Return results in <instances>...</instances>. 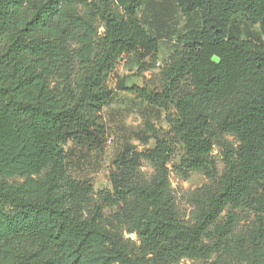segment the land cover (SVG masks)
<instances>
[{
    "label": "trees",
    "instance_id": "obj_1",
    "mask_svg": "<svg viewBox=\"0 0 264 264\" xmlns=\"http://www.w3.org/2000/svg\"><path fill=\"white\" fill-rule=\"evenodd\" d=\"M157 1L0 0V264L206 259L222 250L236 210L258 185L264 211V0H173L187 21L199 15L198 27L176 32L167 61L165 77L180 91L177 118L168 129L147 121L142 140L155 146L144 152L128 144L115 160L127 169L144 156L156 168L153 179L118 182L113 196L88 209L93 184L69 174L67 144L103 148V110L117 91L159 104L160 94L128 85L119 72L132 55L140 69L157 56ZM224 111L222 130L240 145L226 146L220 174L205 118ZM179 154L182 169L210 180L194 224L180 219L170 190L166 164ZM128 197L150 209L140 247L123 235Z\"/></svg>",
    "mask_w": 264,
    "mask_h": 264
},
{
    "label": "rangeland",
    "instance_id": "obj_2",
    "mask_svg": "<svg viewBox=\"0 0 264 264\" xmlns=\"http://www.w3.org/2000/svg\"><path fill=\"white\" fill-rule=\"evenodd\" d=\"M178 19L177 22L180 23L181 18ZM177 22L175 21V25ZM103 33L104 27L100 24L98 40ZM174 33L172 35L177 37L176 32ZM174 48L175 46L169 41L164 42L161 46V55L148 60L150 63L147 69H140V64L133 58H128L119 66V72L128 84H138L150 92L160 94L162 98L159 104L151 105L117 91L112 102L103 110V122L108 130L103 148L90 150L87 146L67 144L69 174L79 180L89 179L93 184V192L87 204L88 209L102 202L106 196H113L118 182L146 183L153 179L156 168L148 158L144 156L137 158L127 169L117 168L115 160L128 144L137 146L144 152L155 146L154 139L148 142L142 140V137L149 133L146 129L147 121L159 128L168 129L177 118L176 99L180 91L172 90L170 81L165 77L169 54L174 52H172ZM52 84L57 87L61 85L58 79H54ZM182 84L187 86L184 81ZM205 119L214 140L212 156L222 174L225 171L226 146L230 145L237 151L240 142L234 135L222 130L227 122L225 111L210 114ZM109 139L111 141H108ZM166 166L170 172V190L174 196L178 216L187 224L196 223L200 217L197 200L210 180L203 170L182 169L184 165L180 154L169 160ZM261 190V186H256L250 204L236 210L234 229L219 253L206 259L184 258L178 262H163V264H264V211L258 205ZM127 203V213L122 224L123 235L127 241L140 247L143 230L150 224V209L146 205L134 203L133 197H128ZM117 208L116 205L107 207L105 213L110 216ZM226 214L227 212L223 216Z\"/></svg>",
    "mask_w": 264,
    "mask_h": 264
},
{
    "label": "crops",
    "instance_id": "obj_3",
    "mask_svg": "<svg viewBox=\"0 0 264 264\" xmlns=\"http://www.w3.org/2000/svg\"><path fill=\"white\" fill-rule=\"evenodd\" d=\"M153 10H154V15L158 18V23L156 24L154 30V33L159 37L160 49L157 55H161L160 54L161 46L166 41H169L175 46L172 52L176 50L178 46L176 43L177 37L172 35L175 34L174 32L185 31L187 29L199 26V15L194 14L190 19V21H187L186 16L181 12V10L178 8V6L175 4L173 0L157 1L153 4ZM178 17L181 18L180 20L181 24L177 22L179 20ZM175 21L177 22L176 25H175ZM262 38L264 39V33H262ZM130 58H133L137 61L134 55L130 56Z\"/></svg>",
    "mask_w": 264,
    "mask_h": 264
},
{
    "label": "water",
    "instance_id": "obj_4",
    "mask_svg": "<svg viewBox=\"0 0 264 264\" xmlns=\"http://www.w3.org/2000/svg\"><path fill=\"white\" fill-rule=\"evenodd\" d=\"M213 60L216 61V62H219L220 61V57L217 56V55H214L213 56Z\"/></svg>",
    "mask_w": 264,
    "mask_h": 264
},
{
    "label": "built area",
    "instance_id": "obj_5",
    "mask_svg": "<svg viewBox=\"0 0 264 264\" xmlns=\"http://www.w3.org/2000/svg\"><path fill=\"white\" fill-rule=\"evenodd\" d=\"M158 65H160V62H158ZM108 141H111V139H109Z\"/></svg>",
    "mask_w": 264,
    "mask_h": 264
}]
</instances>
